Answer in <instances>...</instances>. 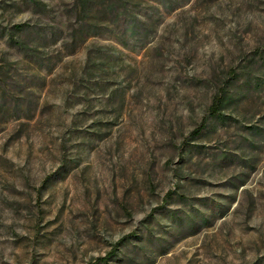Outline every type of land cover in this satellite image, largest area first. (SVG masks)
<instances>
[{"label":"rangeland","instance_id":"obj_1","mask_svg":"<svg viewBox=\"0 0 264 264\" xmlns=\"http://www.w3.org/2000/svg\"><path fill=\"white\" fill-rule=\"evenodd\" d=\"M82 5L0 0V264H264V0Z\"/></svg>","mask_w":264,"mask_h":264},{"label":"trees","instance_id":"obj_2","mask_svg":"<svg viewBox=\"0 0 264 264\" xmlns=\"http://www.w3.org/2000/svg\"><path fill=\"white\" fill-rule=\"evenodd\" d=\"M83 5V11L87 10V6L89 5L90 0H79ZM224 90H222V92H220L213 100L212 105L210 106V113L211 114H217L219 113V110L221 108V105L223 104V93ZM206 124V118L204 117V119L202 120L201 124L199 125V127L197 129H195L193 131V134L197 135L201 132V130L204 128Z\"/></svg>","mask_w":264,"mask_h":264}]
</instances>
